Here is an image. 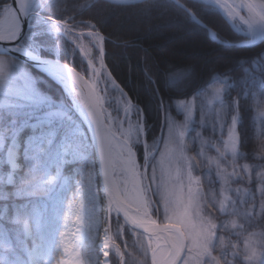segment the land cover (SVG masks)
Returning <instances> with one entry per match:
<instances>
[{"label": "snow or ice", "instance_id": "obj_1", "mask_svg": "<svg viewBox=\"0 0 264 264\" xmlns=\"http://www.w3.org/2000/svg\"><path fill=\"white\" fill-rule=\"evenodd\" d=\"M142 2L235 66L147 67L142 95L107 62L105 0H0V264H264V0Z\"/></svg>", "mask_w": 264, "mask_h": 264}, {"label": "trees", "instance_id": "obj_2", "mask_svg": "<svg viewBox=\"0 0 264 264\" xmlns=\"http://www.w3.org/2000/svg\"><path fill=\"white\" fill-rule=\"evenodd\" d=\"M60 2L68 4L71 0ZM80 2L83 3V0ZM105 4L106 7L101 12L103 32L110 41L121 45L114 46L111 42L106 44V51L109 53L107 62L116 66L118 71L114 74L126 80L129 89L141 92L142 95L150 92L143 78L147 67L159 69L161 74L166 73L169 77L190 70L198 81L207 82L209 69L214 65L229 62L231 66H235L234 53L225 54L219 46L210 42L203 32L186 27L181 20L163 9L145 14L141 11L143 3L127 7L113 6L106 2ZM127 16L130 19H126ZM132 18H135V21ZM163 21L168 22L167 25H163ZM214 23L222 35L238 38V34L222 19L216 18ZM152 24L155 26L150 27ZM135 30L141 33L138 34ZM123 43L130 46L125 48ZM176 83L183 85L185 80L179 79ZM210 84L206 83V86ZM246 124L250 138L247 150L255 152L260 146L259 130L253 131L251 120L246 121ZM136 239L137 237L128 234L118 242H126L130 248Z\"/></svg>", "mask_w": 264, "mask_h": 264}, {"label": "water", "instance_id": "obj_3", "mask_svg": "<svg viewBox=\"0 0 264 264\" xmlns=\"http://www.w3.org/2000/svg\"><path fill=\"white\" fill-rule=\"evenodd\" d=\"M113 5H122V6H127V5H136L137 3H142V0H132L131 3H128V4H119V3H114L113 0H105Z\"/></svg>", "mask_w": 264, "mask_h": 264}, {"label": "rangeland", "instance_id": "obj_4", "mask_svg": "<svg viewBox=\"0 0 264 264\" xmlns=\"http://www.w3.org/2000/svg\"><path fill=\"white\" fill-rule=\"evenodd\" d=\"M54 1H55V0H54ZM129 16H130V15H129ZM135 18H137V17H135ZM135 18H132V20L135 21ZM126 19H130V17L128 18V16H127ZM135 23H137V22H134V24H135ZM167 23H168V22H166V21H163V22H162L163 25H167ZM151 26L154 27L155 25L152 24V25H150V27H151ZM229 27H230V26H229ZM231 29H232V28H231ZM232 30H233V29H232ZM135 32H137L138 34L141 33L140 31H137V30H135ZM211 87H212V85H209V86H208L209 89H210ZM133 243H134V241H133ZM129 249H131V247H130ZM110 258H111V257H110Z\"/></svg>", "mask_w": 264, "mask_h": 264}]
</instances>
